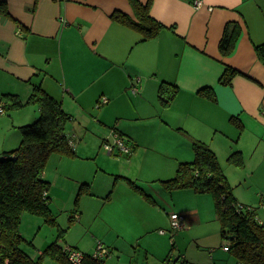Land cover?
Returning <instances> with one entry per match:
<instances>
[{"label":"crops","instance_id":"1","mask_svg":"<svg viewBox=\"0 0 264 264\" xmlns=\"http://www.w3.org/2000/svg\"><path fill=\"white\" fill-rule=\"evenodd\" d=\"M4 1L9 14H0V98L12 93L26 101L33 85L40 84L70 114L66 132L75 152L84 131L97 137L100 145L111 131L119 132L132 148L131 154L124 155L128 160H113L121 169L92 185L87 178L76 179L66 198L71 202L80 186L88 184L91 194L86 197L100 198L110 205L122 187L124 194L154 208L163 224L170 226L172 212L181 214L184 227L178 230L180 237H191V243L205 238V234H189L195 223L215 216L211 195L190 189L169 192L161 180L172 178L179 163L194 158L191 138L207 143L220 162L239 150L244 160H260L264 171V64L255 51L256 44L264 43V0H151L149 14L164 27L145 40L113 17L114 12H122L136 20L130 0ZM227 23L238 24L240 32L232 51L223 55L219 41ZM225 63L240 72L229 85L219 81ZM162 81L178 87L167 107L158 100ZM133 84L138 87L136 93L130 90ZM204 87L213 89L215 101L198 94ZM28 105L5 109L0 115V126L12 136L3 142L2 151L18 146L21 136L17 127L39 116V107ZM232 115L239 118L241 130L230 122ZM149 124L158 127L159 134L169 135V140L161 142L157 138L154 143L147 139L144 132ZM149 147L157 150L158 156L149 162L142 158L136 170L129 167L139 149ZM223 171L231 184L233 179ZM43 178L51 184L45 172ZM128 180L152 202L134 190ZM48 195L53 211L50 191ZM234 196L245 204L238 199L239 193ZM259 199L264 203L263 195ZM75 217L78 220L80 216ZM163 230L159 233L166 236L167 229ZM172 242L169 250L175 247ZM45 244L36 247L37 254L27 253L35 259ZM166 250L167 246L157 254L159 264L168 258L164 257ZM145 254H149L147 249ZM179 255L186 264H219L213 253L207 257L191 248ZM105 264L109 263L105 260Z\"/></svg>","mask_w":264,"mask_h":264},{"label":"trees","instance_id":"2","mask_svg":"<svg viewBox=\"0 0 264 264\" xmlns=\"http://www.w3.org/2000/svg\"><path fill=\"white\" fill-rule=\"evenodd\" d=\"M130 2L137 19L122 12H114V19L138 31L142 35V40L155 37L164 25L149 14L151 0H147L146 3L139 0ZM0 14H9L4 0H0ZM230 25L231 23L226 24L219 41V49L223 55L232 51L240 32L238 24L232 23L231 28ZM255 51L264 64V43L256 44ZM238 73L240 72L236 68L225 63L219 81L229 85ZM177 91L178 87L174 83L162 81L158 88L159 103L165 107L169 106ZM198 94L216 100L215 92L210 87L201 88ZM0 102H4L6 110L19 109L31 103L39 107V116L34 121L17 127L21 136L19 145L10 151L0 153V264H41L43 256H48L58 264H72L59 244L68 227L58 226L56 215L49 206L50 183L43 178L44 167L51 154L76 156L66 132V125L71 116L62 108L61 102L48 94L40 84L33 85L26 101H22L16 94L5 93ZM230 122L238 129H242V124L235 115L230 116ZM191 143L194 158L179 163L172 178L161 180L163 188L169 192L190 189L198 194H210L220 225L221 237L228 240V244L226 243L228 252L235 257V262L264 264V224L258 220L256 207L236 200L233 187L216 153L207 143L195 138H191ZM129 154L131 152L123 155ZM228 160L241 164L244 157L239 150H234L228 156ZM127 182L145 199L152 202L151 197L135 182L131 180ZM82 194H91L88 184H82L78 189L74 212ZM23 213L41 216L46 224L57 226L55 240L35 259L22 247L24 243L33 245L32 241L26 239L19 230ZM75 218L69 215V223L71 224ZM84 253L85 257L81 264H104V261L94 259L90 253Z\"/></svg>","mask_w":264,"mask_h":264},{"label":"rangeland","instance_id":"3","mask_svg":"<svg viewBox=\"0 0 264 264\" xmlns=\"http://www.w3.org/2000/svg\"><path fill=\"white\" fill-rule=\"evenodd\" d=\"M32 105L37 104L31 103L28 106ZM17 132L20 134L19 130ZM10 133L9 130L0 126L1 153L3 152L1 148L3 142H7V139L9 141L12 137L9 136ZM84 133L85 136H81L79 148L77 143L75 144L77 156L51 154L43 171L51 181L49 187L52 197L51 206L57 215L58 226L61 228L68 227L64 238L60 241L62 246L74 245L81 250L92 253L97 244L101 243L109 251L107 258L104 259L109 264H159L161 259L158 260L157 254H162L166 246L167 250L164 257L169 255L168 257L175 258L178 253H183L185 248H191L196 253L207 257L209 253H213L214 260L219 264L235 263V257L222 247L223 244H228V240L221 237L220 225L215 218L216 215L195 223L196 225L192 227L189 235L205 234L206 237L199 241L193 239L191 243V237L187 238L182 235L180 237V231L172 233L169 224H163L160 221L154 208L145 205L135 196L124 194L122 187L118 189L119 195L110 205H105L100 198L86 197V194L80 195L76 211L73 212L76 197L74 196L70 202L66 196L76 179L87 178L92 185L101 178H107L108 173H115L116 169H121L120 164H115L113 160H128L118 151L108 154L103 145H100L97 137L88 131H84ZM144 133L145 137L147 135V139L153 140L154 143L157 142V138L161 142L169 140V135L159 134L158 127L152 126V124L145 127ZM156 146L160 149L158 144ZM12 149L14 148H6L5 151ZM229 155L224 158L225 160L222 159L219 162L221 167L229 173L230 178L233 179L231 183L233 194L239 193L240 198L238 199L240 201L256 207L258 220L264 222V203L259 199L260 194L264 196V171L260 167V160H242L241 164H235V162L228 160ZM156 156H158L157 150L151 147L140 148L137 157L133 159L135 161L129 167L136 170L138 162L142 158L145 162H149ZM99 167H102L103 170ZM75 214L80 217L78 220L75 218L70 224L69 215L75 216ZM146 228L150 230L144 232ZM161 229H167L166 236L159 233ZM19 230L27 239L32 240L34 245L32 247V245L24 243L23 249L26 252L37 254L36 247H39L44 241L47 245L55 238L57 226L46 224L41 216L23 213ZM172 241L175 242V247L169 250ZM146 249L149 251L147 257ZM41 264L58 263L48 256H43Z\"/></svg>","mask_w":264,"mask_h":264},{"label":"built area","instance_id":"4","mask_svg":"<svg viewBox=\"0 0 264 264\" xmlns=\"http://www.w3.org/2000/svg\"><path fill=\"white\" fill-rule=\"evenodd\" d=\"M139 78H137V81ZM130 90L133 93H136L138 91V87H136L135 84L131 86ZM102 102H106V99H103ZM5 111V105L4 102H0V115H2ZM128 138H125L124 136H121L118 132L111 131L110 135L105 137L102 141V145L104 149L109 153H113L114 151H118L120 154H128L131 152V147L130 144L127 142ZM73 141L69 140V144L73 146ZM250 209V208H248ZM170 231L172 233L181 230L184 227V220L183 216L177 212H172L170 214ZM161 232H164L163 229L160 230ZM223 249L228 251V246L227 244L222 245ZM67 254L68 260L72 264H81L83 258L85 257V253L82 252L81 250L72 247V246H66L63 248ZM91 256L94 259L97 260H102L104 261L105 264V258L108 256L109 251L107 250L106 247H104L101 243H98L95 250L90 253ZM181 256H176L175 258L168 257L165 261L164 264H186ZM211 264H217L212 262ZM235 264H242L241 262H235Z\"/></svg>","mask_w":264,"mask_h":264}]
</instances>
